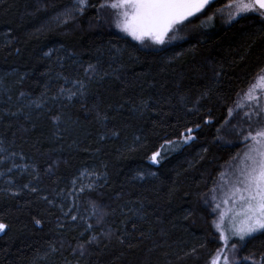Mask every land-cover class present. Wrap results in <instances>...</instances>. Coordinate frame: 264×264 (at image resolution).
I'll use <instances>...</instances> for the list:
<instances>
[{
  "label": "trees",
  "instance_id": "obj_1",
  "mask_svg": "<svg viewBox=\"0 0 264 264\" xmlns=\"http://www.w3.org/2000/svg\"><path fill=\"white\" fill-rule=\"evenodd\" d=\"M101 1L0 0V264H209L203 198L239 149L218 129L264 71V19L224 26L214 0L144 49ZM237 256L264 264V231Z\"/></svg>",
  "mask_w": 264,
  "mask_h": 264
},
{
  "label": "snow or ice",
  "instance_id": "obj_2",
  "mask_svg": "<svg viewBox=\"0 0 264 264\" xmlns=\"http://www.w3.org/2000/svg\"><path fill=\"white\" fill-rule=\"evenodd\" d=\"M84 2L85 0H81V4ZM209 4L210 0H120L118 4L113 3L111 6L123 7V11L118 13L115 21L116 27L122 32L141 42L151 40L155 44H164L165 37L176 24L200 12ZM230 4L235 8V12L229 16V20L235 15L249 12H258L261 17H264V0H230ZM208 19L211 20L212 17L209 16ZM92 68L93 66L89 65V69ZM257 80L264 81V76L258 77ZM255 87L256 85L253 84L249 88V93L246 94L250 100L255 98L251 95ZM231 111L230 109V114ZM187 131L190 133L192 130ZM189 138L185 137V139ZM248 138L253 141V145L245 152V158L250 163L245 164L239 173L237 184L240 186L234 187V194H238L240 201L241 212L238 215H242L243 219L238 223L233 222L231 229V235L238 236L241 241L256 232L264 231V128H259L255 134L249 132L246 139ZM158 156L159 152H153L152 161L158 162ZM36 223L39 224L40 221L37 220ZM6 227L0 222V232H3ZM217 227L219 228V224ZM220 239L227 244L229 236L221 232ZM232 248L235 249L236 245L233 244ZM223 259L225 264H229L227 255ZM218 260L219 257H213L212 264H218Z\"/></svg>",
  "mask_w": 264,
  "mask_h": 264
},
{
  "label": "rangeland",
  "instance_id": "obj_3",
  "mask_svg": "<svg viewBox=\"0 0 264 264\" xmlns=\"http://www.w3.org/2000/svg\"><path fill=\"white\" fill-rule=\"evenodd\" d=\"M214 0H210V3ZM226 4L218 10V14L222 19L224 26L229 25L231 22L235 21L237 18L249 14L258 15V12H249L243 15H235L233 19L229 20V16L235 12V8L231 6L230 0H226ZM101 5L104 7H99V15L102 21L109 27V29L115 33L126 36L133 41L139 43V45L144 49H158L169 42H174L182 39L185 35V28H183L184 23L199 14H201L205 8L201 9L200 12L194 13L189 16L184 21L176 24L173 29L165 37L164 44H155L151 40H145L144 42L135 40L129 34L122 32L116 27V18L119 12L123 11V7L113 8L111 5L113 3H119L120 0H102ZM261 17V16H260ZM264 19V17H261ZM264 76V71L258 74L252 82L246 87L244 91L238 94L235 102L228 108L226 120L223 122L221 127L218 129V139L223 145H237L239 149L236 151L233 158L220 168V173L218 178L214 182L209 192L203 198L204 204L208 207L211 215V228L215 235L216 240L220 245L219 251L213 257H219L218 264H225L223 257L227 255L229 257V264H238L242 260L237 256L238 249L252 236L260 233L256 232L253 235L246 237L243 241L239 240L238 236L231 235V229L233 227V222L238 223L243 219L242 215H238L241 212L239 207L240 201L238 199V194H234V187H239L237 180L239 178V173L245 164L250 163L245 158V152L253 145L251 138L248 137V133L255 132L259 128H264V81H258L257 78ZM255 84L256 87L253 89L251 95L254 99H248L247 95L249 93V88ZM231 114L229 113V110ZM169 154L170 151H166ZM152 161V159H151ZM159 161V160H158ZM153 162V161H152ZM157 163V162H155ZM223 213V218L221 214ZM219 224V228L217 227ZM221 232L229 236L228 243L225 244L223 240L220 239ZM3 232H0V234ZM235 244L236 248H232ZM212 257V258H213ZM212 258L209 264H212ZM250 260V259H249ZM253 260H251L252 262Z\"/></svg>",
  "mask_w": 264,
  "mask_h": 264
}]
</instances>
